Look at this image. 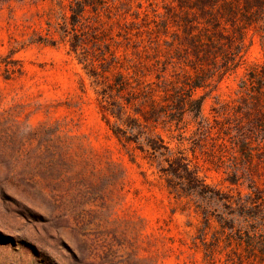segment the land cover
<instances>
[{
	"label": "rangeland",
	"instance_id": "374dc122",
	"mask_svg": "<svg viewBox=\"0 0 264 264\" xmlns=\"http://www.w3.org/2000/svg\"><path fill=\"white\" fill-rule=\"evenodd\" d=\"M75 1L0 0V264L245 262L254 221L237 203L263 187L264 161L240 154L218 122L264 59L257 33L234 69L194 91L201 117L163 114L135 128L124 123L132 107L123 121L110 113L124 100L100 74L105 47L119 54L127 42L113 14L123 0L78 20ZM154 1L163 3L141 0L149 12ZM191 173L207 192L188 188Z\"/></svg>",
	"mask_w": 264,
	"mask_h": 264
},
{
	"label": "trees",
	"instance_id": "16d2710c",
	"mask_svg": "<svg viewBox=\"0 0 264 264\" xmlns=\"http://www.w3.org/2000/svg\"><path fill=\"white\" fill-rule=\"evenodd\" d=\"M162 2L161 6L157 1L149 2L150 12L141 0L134 4L132 0H123L120 3L123 6H114L115 23L121 27L120 35L127 42L119 54L116 48L105 47L107 66L102 67L100 74L110 79L105 83L111 92L109 95L115 92L124 100L117 101V111H110L112 116L123 121L126 107L133 108V113L126 114L124 120L130 127L141 128L157 122L163 114L177 121L185 111L195 118L201 117L203 96L194 97V91L213 87L239 64L249 30H255L264 48V0ZM75 3L77 8H72L71 13L74 20L84 16L86 10L97 14L100 9L109 11L111 7L108 0H76ZM131 36H135L133 41ZM129 45L131 55L127 52ZM71 46L76 50L79 45L72 42ZM239 86L243 93L240 102L222 104L221 112L228 116L218 122V130L244 157L252 160L254 154L257 157L261 154L264 161V59L250 66ZM159 140L162 139L159 137ZM150 145L160 146L156 141ZM181 166L188 171L187 165ZM205 187L191 173L188 188L201 194L208 191ZM209 191L222 198L214 190ZM253 192V197L237 203V213L264 226V183ZM254 224L250 223L244 231L248 259L231 261V264H264V229ZM205 226H210L208 217Z\"/></svg>",
	"mask_w": 264,
	"mask_h": 264
}]
</instances>
